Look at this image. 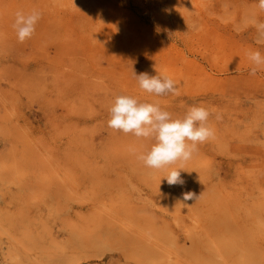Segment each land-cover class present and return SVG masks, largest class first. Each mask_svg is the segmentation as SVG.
I'll use <instances>...</instances> for the list:
<instances>
[{"label": "rangeland", "instance_id": "obj_1", "mask_svg": "<svg viewBox=\"0 0 264 264\" xmlns=\"http://www.w3.org/2000/svg\"><path fill=\"white\" fill-rule=\"evenodd\" d=\"M259 0H0V264H264V55ZM42 16L17 39V11ZM133 71L168 75L156 96ZM118 95L214 137L180 167L108 127ZM192 193L191 200H184Z\"/></svg>", "mask_w": 264, "mask_h": 264}, {"label": "clouds", "instance_id": "obj_2", "mask_svg": "<svg viewBox=\"0 0 264 264\" xmlns=\"http://www.w3.org/2000/svg\"><path fill=\"white\" fill-rule=\"evenodd\" d=\"M258 7L264 11V0H259ZM12 25L17 39L23 43L31 39L42 14L32 10L25 14L17 11ZM257 30V43L264 42V21H254ZM249 59L253 63L250 75L264 67V55L259 51L250 52ZM133 75L139 87L156 96L178 94L176 81L168 75L149 76L147 73ZM108 127L124 134H132L136 138H152L154 143L146 153L137 159L150 169L160 170L180 162V167L167 173L163 178L169 185H183L181 177L183 163L191 160L198 152V145L214 137V130L208 125L210 112L202 106H192L182 118H173L168 111L162 110L158 102H139L129 95H118L109 108ZM192 193H185L184 200H191Z\"/></svg>", "mask_w": 264, "mask_h": 264}]
</instances>
